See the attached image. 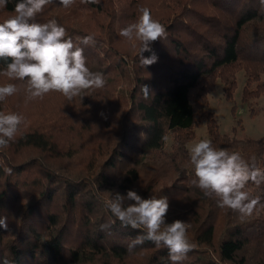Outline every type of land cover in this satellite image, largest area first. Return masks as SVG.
<instances>
[{
    "label": "trees",
    "instance_id": "16d2710c",
    "mask_svg": "<svg viewBox=\"0 0 264 264\" xmlns=\"http://www.w3.org/2000/svg\"><path fill=\"white\" fill-rule=\"evenodd\" d=\"M239 72L264 0H0V264H264V137L186 148Z\"/></svg>",
    "mask_w": 264,
    "mask_h": 264
},
{
    "label": "rangeland",
    "instance_id": "374dc122",
    "mask_svg": "<svg viewBox=\"0 0 264 264\" xmlns=\"http://www.w3.org/2000/svg\"><path fill=\"white\" fill-rule=\"evenodd\" d=\"M260 80L264 83V73ZM244 84L242 72L236 75V88L232 99L228 100L223 94V85L220 79L215 80L212 91L206 95V105L198 109L197 122L193 127V136L186 144L190 153L201 149L208 141L206 121L213 117L219 124L221 133L233 134L236 137H264V92L259 98H252L248 103H242L241 92ZM24 90H16V94ZM36 105L32 106L35 107ZM17 108L18 111L24 108ZM171 137L167 138L166 148L170 145Z\"/></svg>",
    "mask_w": 264,
    "mask_h": 264
}]
</instances>
